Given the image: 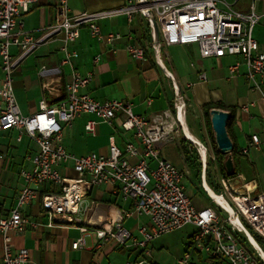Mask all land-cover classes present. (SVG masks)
I'll list each match as a JSON object with an SVG mask.
<instances>
[{
    "label": "built area",
    "instance_id": "built-area-1",
    "mask_svg": "<svg viewBox=\"0 0 264 264\" xmlns=\"http://www.w3.org/2000/svg\"><path fill=\"white\" fill-rule=\"evenodd\" d=\"M36 1L0 0V69L3 73L0 131L15 129L19 132L18 141L25 135L36 147L35 153L26 157L30 169L19 172L22 189L14 207L6 217L0 218L1 264H31L26 249H13L11 235L56 225L75 226L82 235L92 233L96 247L112 242L125 250L141 251L140 258L127 264H150L152 241L186 226L194 227L196 232L189 250L178 264H194L191 253L196 251L224 259L227 264H264V252L252 236H258L264 245V193L257 194L244 185L243 192L232 194L229 180H221L224 192L235 207L234 216L241 218L247 227L240 221L244 229L234 225L226 212V217L222 218L212 207H195L185 191L183 174L161 158L156 148L157 143L172 141L178 130L168 114L147 118L133 113L129 102H99L82 93L92 75L73 71L70 83L64 86L63 98L52 104L42 99L34 114L23 116L12 86L15 70L39 43L62 35L60 50L64 58L61 65H68L74 57L69 45L79 38L81 29L86 28L98 41L112 43L120 38L119 34L102 35L99 22L123 14L130 23L139 15L150 30V41L147 47H142L135 45L132 36L128 38L125 51L132 60L143 61L148 50L154 57L157 51L160 55L163 45H196L201 59L238 57L246 67L247 82L252 90L260 92L264 102V55L253 37V29L262 17L256 10V3L264 0H249L245 10L237 8L241 0H125L116 9L79 14L70 13L67 0H56L54 24L42 29L39 37H34L23 29L22 18ZM11 49L18 51L15 56L11 55ZM239 66V63L231 65V73L237 74ZM48 74L45 67L38 71L43 89H46ZM200 78L205 80V75L201 74ZM253 106L251 103L242 110ZM175 112L178 115L176 106ZM83 114L92 115L107 125H113L114 120L120 118V128L133 133L140 149L132 143H126L121 149L110 137L106 157L95 153L72 155L63 145V132ZM97 121L87 122L84 130L93 135ZM250 150L264 151V137L250 136L241 152L247 154ZM69 169L75 174L74 178L67 177ZM99 187H109L114 196L128 201L130 206L102 211L101 204H88L91 190ZM34 200L39 203V215L44 222L25 211ZM131 219L145 221L138 223L132 232L123 226L124 221ZM237 234L245 237L252 252ZM249 235L257 247L252 245ZM82 245L83 240L79 238L71 247L76 250Z\"/></svg>",
    "mask_w": 264,
    "mask_h": 264
},
{
    "label": "crops",
    "instance_id": "crops-1",
    "mask_svg": "<svg viewBox=\"0 0 264 264\" xmlns=\"http://www.w3.org/2000/svg\"><path fill=\"white\" fill-rule=\"evenodd\" d=\"M124 2L125 0H67L71 14L116 9ZM248 3L249 0H241L237 8L245 10ZM55 5L56 0H37L22 18L23 29L32 33L34 37H39L42 29L54 24ZM256 10L262 17L253 29V37L258 44L259 52L264 55V2H257ZM99 27L102 35L117 33L120 38L112 43L101 42L83 28L80 30L79 38L69 45V50L74 53L70 64L61 65L64 58L60 50L63 45L62 35L39 43L34 51L23 59L14 72L12 83L21 115L34 114L42 99L52 104L63 98L64 86L70 83L73 71L81 75L90 73L92 79L82 93L88 94L91 98L99 102L108 100L129 102L133 113L147 118L162 113L169 115V120L178 130L172 141L157 143L156 148L161 158L171 162L172 158L168 151L171 144L175 143L176 148L182 152L180 138L183 135L178 122L180 121L182 130L185 128L196 142L201 143L195 134L191 133V131L195 133L194 121L203 116V106L221 105L220 110L230 114L226 130L238 159V161L232 159L233 167L239 175L238 192H243L245 185L248 189H254L257 194L264 193V151L250 150L247 154L241 152L249 142L250 136L264 137V102L261 100L260 92L252 90L251 84L247 82L246 67L240 58L201 59L196 45H163L160 48V55L157 56L156 53L157 59L148 50V56L146 54L143 61H136L129 57L125 46L128 38L132 36L136 46L147 47L150 30L144 19L135 15L128 23L126 16L120 14L100 21ZM17 52L16 49L10 51L12 56ZM235 63L240 64L237 74L230 71L231 65ZM41 67H45L49 72L46 89H43L42 80L38 76ZM201 74L205 75V80L200 78ZM2 77L0 69V79ZM251 103L254 104L253 107H249L247 111L242 110L243 106L248 107ZM175 106L178 108L177 114L180 110L182 113L179 114V121ZM89 121L97 119L92 115L83 114L72 122L71 127L64 130L63 145L72 155L79 157L95 153L106 157L110 137L114 138V143L121 149L126 143H132L140 149L133 133L124 132L120 128V118H116L113 125L97 121L93 135L84 130ZM18 136L19 132L15 129L0 131V218L6 217L14 207L22 189L19 172L21 169H30L31 164L26 157L36 151L35 145L27 136L22 135L20 141L17 140ZM203 148L204 152L199 151L201 157L206 154L204 144ZM130 162L134 163L136 159H130ZM151 167H154L153 163ZM66 175L69 178L75 177L70 169ZM203 179L206 181L205 174L202 182ZM204 186L210 189L206 183ZM87 202L101 204L102 211L130 206L128 201L114 196L109 187L92 189ZM194 204L198 209L208 207ZM25 211L44 222L39 215L37 200L26 207ZM144 221L126 220L123 226L135 232L138 223ZM190 227L191 232L187 235L186 242L187 250H184L182 256L189 250L196 232L194 227ZM11 238L13 249H26L29 252L31 264H127L137 259L139 254L141 256V251L125 250L112 242L103 247H96L97 241L92 233L82 235L77 227L71 225H56L49 229L40 227L23 235L13 234ZM79 238H82L83 245L76 250L72 249V243ZM2 254L0 236V264ZM191 256L194 264H227L224 259L213 261L204 252L196 251L191 253ZM149 263L154 262H150L149 259Z\"/></svg>",
    "mask_w": 264,
    "mask_h": 264
},
{
    "label": "rangeland",
    "instance_id": "rangeland-1",
    "mask_svg": "<svg viewBox=\"0 0 264 264\" xmlns=\"http://www.w3.org/2000/svg\"><path fill=\"white\" fill-rule=\"evenodd\" d=\"M148 56V51H147ZM210 122V121H209ZM192 134L201 141V144H204V147L207 149V158L206 168L201 164L202 161L198 159L196 144L193 145L188 139L184 137L180 138L183 146L189 151V162L184 164L182 152L176 148L175 143L169 146V153L171 155V164L183 174V185L185 191L191 201L198 203L201 206H211L213 207L212 201L208 198L205 191L202 188V178L205 174L206 183L209 188L215 194H223V199L230 206V208L235 210V207L231 204L229 198L227 197L224 189L221 186V180H229V190L232 194L234 191L238 193L239 187V175L236 173L233 178L226 179L219 168V160L216 158L213 152V143L214 136L211 129V124H207L205 116H201L198 120L194 121ZM216 146V145H215ZM199 149V147H198ZM205 149V150H206ZM202 150V149H201ZM199 149L200 152H203ZM237 182V183H235ZM235 183L234 187L231 188L230 184ZM195 205V204H194ZM218 211V210H217ZM219 214L222 218L226 217V214L219 211ZM240 221L244 225L242 219ZM242 225V226H243ZM245 228L246 225H244ZM249 231V229H247ZM191 232V227L187 226L181 230H176L168 234H164L151 243L150 252V262L152 264H178L177 260L182 257V253L186 249L187 235ZM250 232V231H249ZM261 250L264 252V245L256 242ZM245 247L252 252V249L245 244ZM187 250V249H186ZM185 250V251H186Z\"/></svg>",
    "mask_w": 264,
    "mask_h": 264
},
{
    "label": "water",
    "instance_id": "water-1",
    "mask_svg": "<svg viewBox=\"0 0 264 264\" xmlns=\"http://www.w3.org/2000/svg\"><path fill=\"white\" fill-rule=\"evenodd\" d=\"M209 118L216 149L220 154L226 157L224 161V169L226 174L232 175L234 170L231 156L233 145L227 135L226 130L228 120L230 119V114L220 109H212L209 112Z\"/></svg>",
    "mask_w": 264,
    "mask_h": 264
},
{
    "label": "trees",
    "instance_id": "trees-1",
    "mask_svg": "<svg viewBox=\"0 0 264 264\" xmlns=\"http://www.w3.org/2000/svg\"><path fill=\"white\" fill-rule=\"evenodd\" d=\"M212 109H222V107H221V105H212V104H208V105H205V106H203V108H202V111H203V115L205 116V119H206V121H207V124L209 125L210 124V118H209V112L212 110ZM227 127V126H226ZM213 143V152H214V155L216 156V158L219 160V168H220V170H221V173H222V175L226 178V179H230V178H233L234 177V175L236 174V173H238V171L236 170V169H234L233 170V174L232 175H227L226 174V171H225V169H224V161H225V156L224 155H222V154H220L219 152H218V150L216 149V146H215V144H214V142H212ZM180 147H181V150H182V153H183V157H184V161L185 162H189V151L186 149V147L185 146H183V144H182V142H180ZM231 156H232V159H233V161H238V159H237V156H236V150H235V148H234V146H233V150H232V152H231ZM206 161H207V159H206ZM207 184V183H206ZM208 186V185H207ZM211 190V189H210ZM212 191V190H211ZM213 192V191H212ZM216 194V193H215ZM216 195H219V194H216ZM213 204V207L212 208H214V209H216V210H218V211H220V212H223L224 214H226L224 211H222L218 206H216L214 203H212ZM208 207H211V206H208ZM227 215V214H226ZM253 236V238H254V240L256 241V242H258V243H260V244H262V242L260 241V239H259V237L258 236H256V235H252ZM237 237H238V239L241 241V243L245 246V244H247L249 247H250V245L248 244V242H247V240L245 239V237L243 236V235H241V234H237ZM140 257V254L138 255V258ZM220 258H212V260L213 261H216V260H219Z\"/></svg>",
    "mask_w": 264,
    "mask_h": 264
},
{
    "label": "bare ground",
    "instance_id": "bare-ground-1",
    "mask_svg": "<svg viewBox=\"0 0 264 264\" xmlns=\"http://www.w3.org/2000/svg\"><path fill=\"white\" fill-rule=\"evenodd\" d=\"M157 56H159L158 55V51H157ZM157 56H156V59H157ZM179 114H182L181 113V110L179 111ZM179 114H178V121H179ZM182 117H183V115H182ZM184 118V117H183ZM179 123V125H180V128H181V132H182V135H183V137L185 138V139H188V141L191 143V141L193 142L192 144L193 145H195L196 146V148H197V150H198V157H199V159H200V162L202 161V164H203V166H205V168H206V160H205V158H207V149H206V147H205V149H206V154H203L202 155V157L199 155V149L201 150V151H203L204 152V148H203V145L201 144V143H199V142H196L195 141V139L192 137V135L191 134H189L187 131H186V129L184 128V130H182V127H181V124H180V121L178 122ZM191 140V141H190ZM198 147H199V149H198ZM206 183V181L204 180L203 182H202V188H203V190L205 191V193H206V195L208 196V198L211 200V201H213L214 203H216V205H218L224 212H226L228 215H230L231 217H230V220H231V222L234 224V225H236V226H238V227H240L241 229H244V228H242L243 226H242V224H241V222H240V220L239 219H237L235 216H234V211H233V209L232 208H230V206L226 203V201L220 196V195H216V194H214L210 189H207V188H205V186H204V184ZM230 187L231 188H233L234 187V185L233 184H230ZM223 203H224V205L225 206H223ZM249 240H250V242L252 243V245H254V247H257V244L255 243V241L252 239V237L249 235Z\"/></svg>",
    "mask_w": 264,
    "mask_h": 264
}]
</instances>
